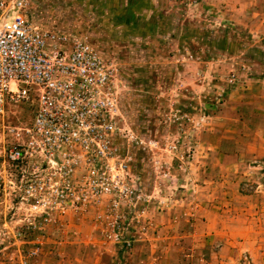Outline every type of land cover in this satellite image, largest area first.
<instances>
[{"label":"rangeland","instance_id":"obj_1","mask_svg":"<svg viewBox=\"0 0 264 264\" xmlns=\"http://www.w3.org/2000/svg\"><path fill=\"white\" fill-rule=\"evenodd\" d=\"M128 1L40 0L30 16L113 70L143 197L43 231L0 198V264H264V0ZM225 27L238 42L221 49ZM15 106L9 124L32 125ZM113 222L119 239L102 235Z\"/></svg>","mask_w":264,"mask_h":264},{"label":"built area","instance_id":"obj_2","mask_svg":"<svg viewBox=\"0 0 264 264\" xmlns=\"http://www.w3.org/2000/svg\"><path fill=\"white\" fill-rule=\"evenodd\" d=\"M39 1L0 0V198L43 231L102 205L135 207L143 189L121 146L113 70L87 40L32 19ZM20 102L32 125L9 124ZM112 225L102 235L119 239Z\"/></svg>","mask_w":264,"mask_h":264},{"label":"trees","instance_id":"obj_3","mask_svg":"<svg viewBox=\"0 0 264 264\" xmlns=\"http://www.w3.org/2000/svg\"><path fill=\"white\" fill-rule=\"evenodd\" d=\"M132 3H133V0H132V2H130V7H131ZM222 31L224 34L218 35V36L216 35L215 30L210 31V33L211 32L213 33V38H212L211 42L217 43L218 46L221 47V49H226L228 47H232V46L236 45V42H238L237 41L238 37L232 32L229 34V28L228 27H225V29H223ZM230 40H232L233 42H231ZM234 40L236 42H234Z\"/></svg>","mask_w":264,"mask_h":264},{"label":"crops","instance_id":"obj_4","mask_svg":"<svg viewBox=\"0 0 264 264\" xmlns=\"http://www.w3.org/2000/svg\"><path fill=\"white\" fill-rule=\"evenodd\" d=\"M128 4H129V7H130V0L128 1ZM128 4H127V8H126V11H124L121 15H122V17L124 16H127V15H129L130 14V8L128 7ZM120 16V15H119ZM41 24H43V23H41ZM44 25V24H43Z\"/></svg>","mask_w":264,"mask_h":264}]
</instances>
